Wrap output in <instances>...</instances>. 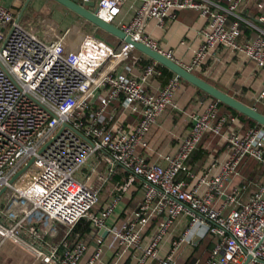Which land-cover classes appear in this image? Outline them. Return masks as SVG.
<instances>
[{"label": "built area", "instance_id": "built-area-1", "mask_svg": "<svg viewBox=\"0 0 264 264\" xmlns=\"http://www.w3.org/2000/svg\"><path fill=\"white\" fill-rule=\"evenodd\" d=\"M82 1H94L96 16L107 23H113L127 2L137 3L130 21L120 29L157 51V43L143 35L147 21L153 19L166 28L176 12L194 10L206 23L198 32L200 46L186 70L199 68L217 45L242 54L264 70V0L255 3L257 26L242 17L243 0ZM242 23L257 34L239 42ZM70 32L54 31L45 38L17 21L0 0V190L5 189L0 194V264L7 258L23 264H98L105 250L116 259L131 250L134 264H177L180 246L190 247L195 237L206 234L215 243L204 264H264V180L244 203L238 201L239 188L226 194L222 190L245 157L264 170V128L229 132L227 158L218 173L210 175L219 164L214 160L199 184L187 190L179 174L186 171L205 134H221L227 117L219 115L215 102H209L204 110L190 115V128L176 150L162 154V162H149L143 154L149 149L146 136L167 109L178 108L174 97L180 79L171 78L157 94L147 93L144 83L156 73V62L137 77L126 73L127 66L119 73L131 45H111L93 33H82L73 48L67 43ZM164 55L171 59L170 52ZM259 98H264V87ZM114 102L120 104L121 113L137 119L132 130L115 119L116 109L108 110ZM99 162L105 168V175L97 179L99 185L114 173L119 178L103 207H99L101 188L84 182ZM136 179L141 180L140 204L107 226ZM201 184L206 189L199 194ZM222 195L224 200L216 207L215 198ZM181 216L187 218V225L160 258L158 243ZM154 217L161 220L143 248L144 232ZM81 219L91 224L96 238L85 262V239L70 246L64 239L59 245L45 239L46 234L53 235L52 223L70 231ZM38 224H44L45 230Z\"/></svg>", "mask_w": 264, "mask_h": 264}, {"label": "crops", "instance_id": "crops-1", "mask_svg": "<svg viewBox=\"0 0 264 264\" xmlns=\"http://www.w3.org/2000/svg\"><path fill=\"white\" fill-rule=\"evenodd\" d=\"M25 1L26 0H4V5L17 18ZM256 1L257 0H243L240 10L242 17L246 21H250L257 26L259 23L257 21L258 12L255 7ZM133 4L136 5L137 3L130 1L124 4L120 14L114 19L112 24L118 28L127 24L133 14ZM37 13L45 17L44 22L31 24L30 20L27 19L30 18L28 14L36 15ZM20 20H22L28 28L45 38L54 31L64 32L70 29L71 34L67 39V43L73 48L76 46L75 43L78 42L82 33L96 34V28L94 26H91L85 20L53 0H30ZM37 20H40V16ZM205 23L206 20L200 17L194 10H182L176 12L175 17L167 21L166 28L159 27L153 19L148 20L144 27L143 35L154 40L157 43L158 50L163 54L170 52L171 59L185 68L191 63L194 53L200 46L201 38L198 32ZM243 25L246 24L242 23L241 26ZM88 28L93 29V31H89ZM249 28L251 29V26ZM256 34L257 32L254 29H251L248 35L245 33L242 34L241 30L238 41L242 42L245 40V36L250 38L256 36ZM153 62L155 61L133 48L128 59L122 66L118 67L117 71L122 73L127 66L130 70L126 73L137 77L147 65ZM158 64L159 63L156 62V73L150 76L144 83L145 91L150 94H157L171 78L175 77L172 72L166 68H164L166 70L164 71L160 64ZM192 72L219 90L264 115V98H259V94L264 87V70L257 68L242 54L234 53L228 48L217 45L208 52L200 67ZM180 81V88L174 97L178 108L167 109L146 136L149 149L143 154L146 155L149 162H162L160 159L162 154L174 152L179 141L186 136L190 128V115L194 112L204 110L206 105L212 101L209 97L204 95V92V94H202L191 84L181 79ZM95 100L97 99L95 98ZM116 103L117 102L112 103L108 110L116 109V105H114ZM115 111L117 112L115 119L120 124H123L126 130H132L137 121L135 116L121 113V109H116ZM220 115L227 117L221 134L205 138L201 145L203 152L198 155H193L192 157L190 156L186 163V171L180 173L178 176L179 180L185 182L187 190L199 184L200 178L214 160L219 164L212 169L210 175L212 176L218 173L220 164L227 158L225 139L229 132L234 131L239 134H244L250 128L254 127L251 126L247 120L235 115L228 113H221ZM85 173L86 171L84 170L81 176H78V179L82 180V174ZM100 175H105L104 164L101 162H99L95 171L90 174L89 179L84 182L89 186H98L101 188L99 193V206H102L103 204L105 205L113 195L115 183L119 178L118 175L114 173L113 176H107L105 184L99 185L97 179ZM263 180L264 170L261 164L253 158L245 157L237 166L232 176L224 184L222 190L226 194L233 188H239L241 194L238 201L244 203L258 189ZM198 189L199 194H202L206 187L201 184ZM126 191L121 197L120 204H125L127 201L125 200L127 199ZM137 196V199H140L141 192H139ZM223 200V195L216 197L214 205L220 207ZM116 217L117 214L113 213L107 219V226L110 227L115 225L119 221ZM187 221V218L184 216L177 218L173 222L171 228L161 238L158 243V256L160 258H164L168 254L172 241L180 236L187 225ZM53 224H55L56 227H54ZM38 225L45 230L44 224ZM50 227L53 230V235H45V239L49 244L59 245L64 239L67 240L68 246H70L72 243L76 242L77 239H85L87 241V251L82 258V262H85L93 253L96 238L92 233V229L90 230L89 236L85 237L79 232L72 234L73 229L69 231L66 227L58 223H52ZM156 229L157 225L155 222H151L147 226L141 243L143 248L149 245L154 237ZM101 237H105V234H101ZM214 243L215 238L210 234H206L203 237H195L192 246L188 247L185 244L180 246L176 256V263L185 264L190 261L193 256H197L195 264H204L214 247ZM131 255L132 251L126 250L122 253L121 257L116 259L113 252L105 250L101 262L98 264H134L135 260ZM3 264L23 263L15 258H7Z\"/></svg>", "mask_w": 264, "mask_h": 264}, {"label": "water", "instance_id": "water-1", "mask_svg": "<svg viewBox=\"0 0 264 264\" xmlns=\"http://www.w3.org/2000/svg\"><path fill=\"white\" fill-rule=\"evenodd\" d=\"M57 4L65 7L69 11L73 12L87 23L94 26L108 35H111L121 42L131 45L134 49L138 50L151 60L159 63L161 66L172 72L179 79L191 84L198 90L204 92L206 95L215 99L216 101L234 109L238 113L252 119L258 125L264 128V115L256 111L254 108L249 107L225 92L219 90L215 86L209 84L199 76L186 70L183 66L166 57L162 52L154 50L142 42L132 38L124 31L112 23H107L95 14V2L88 1L83 2L82 0H53ZM30 0H26L21 11L18 13L16 20L19 21L23 15L25 8L28 6ZM4 188L0 190V194L4 192Z\"/></svg>", "mask_w": 264, "mask_h": 264}, {"label": "trees", "instance_id": "trees-1", "mask_svg": "<svg viewBox=\"0 0 264 264\" xmlns=\"http://www.w3.org/2000/svg\"><path fill=\"white\" fill-rule=\"evenodd\" d=\"M241 30H242V34H246V35H248L249 34V31L251 30L248 26H246V25H243V26H241ZM96 31L99 33L101 30H97L96 29ZM105 33V32H104ZM95 35H97V33L95 34ZM105 35H108L107 33H105ZM99 38H101L99 35H97ZM108 36H111V35H108ZM112 37V36H111ZM115 38V37H114ZM245 39H248L249 37H247V36H245L244 37ZM102 39V38H101ZM105 41V40H104ZM116 41H117V44H115V45H119V44H122V42L121 41H119L118 39H116ZM107 42V41H106ZM108 43V42H107ZM110 44V43H109ZM112 45V44H111ZM159 65V64H158ZM161 66V65H160ZM161 68H163L164 69V67H162L161 66ZM164 71H166L165 69H164ZM170 73V72H169ZM171 74V73H170ZM200 93H202V94H204L202 91H200V90H198ZM205 96H207V97H209L213 102H215L216 104H217V106H218V112H219V115L221 114V113H228V114H231V115H235V116H237V117H239V118H242V119H245V120H247L250 124H251V126H254V127H260V125H258L255 121H253L252 119H250V118H248V117H246V116H244V115H242V114H240V113H238L237 111H235L234 109H232V108H230V107H228V106H226V105H224V104H222V103H220V102H218V101H216L215 99H213V98H211L210 96H208V95H206V94H204ZM114 105H116V109L117 110H119L120 109V104L119 103H116V104H114ZM208 136H213L212 134H209V133H207V134H205L204 135V137L202 138V140L200 141V143L197 145V147H196V149L193 151V153L191 154V157L193 156V155H198V154H200V153H202L203 151H202V149H201V145L203 144L202 142H203V140L205 139V138H207ZM139 192H141V198L140 199H137L138 198V193ZM126 193H127V199H125V200H127L126 202H125V204L124 203H122V204H120L121 203V201L119 202V204L117 205V207L115 208V210H114V214H117V219L118 220H121V219H123V218H125L127 215H129V214H131L137 207H138V205L140 204V202H141V200H142V191H141V180L140 179H136L133 183H132V185L127 189V191H126ZM99 203H100V199H99ZM124 204V205H123ZM104 205V204H103ZM103 205L102 206H99V207H103ZM119 208V209H118ZM160 220H161V218L160 217H154V219L152 220V222H155V224L157 225L159 222H160ZM92 229V227H91V224L88 222V221H86L85 219H81L75 226H74V228H73V232H72V234H75V233H77V232H79L81 235H83V236H85V237H87V236H89V233H90V230ZM196 258H197V256L196 257H192V259H190V261H188V262H186L185 264H189V262H190V264H195V262H196Z\"/></svg>", "mask_w": 264, "mask_h": 264}, {"label": "rangeland", "instance_id": "rangeland-1", "mask_svg": "<svg viewBox=\"0 0 264 264\" xmlns=\"http://www.w3.org/2000/svg\"><path fill=\"white\" fill-rule=\"evenodd\" d=\"M33 14V13H32ZM40 16V20H37L38 19V17ZM28 17H30V18H27V19H29L30 20V23L31 24H35V23H41V22H44V16H41V15H39L38 13L36 14V15H30V14H28ZM48 19V18H47ZM89 24V23H88ZM91 25V24H90ZM92 26V25H91ZM88 30L90 31L91 30V32L93 31V29H90V28H88ZM96 33H97V35H99L103 40H105V41H107L108 43H110V44H112V45H115V44H117V41H116V38H114L113 36L111 37V36H108V35H105V33L103 32V31H100L99 33L96 31ZM96 35V36H97ZM54 225V227H56V225L55 224H53Z\"/></svg>", "mask_w": 264, "mask_h": 264}]
</instances>
